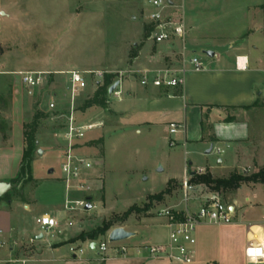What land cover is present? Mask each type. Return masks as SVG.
I'll list each match as a JSON object with an SVG mask.
<instances>
[{"label":"rangeland","instance_id":"obj_1","mask_svg":"<svg viewBox=\"0 0 264 264\" xmlns=\"http://www.w3.org/2000/svg\"><path fill=\"white\" fill-rule=\"evenodd\" d=\"M143 3L144 0H4L5 9L0 24V142L12 128L15 89L21 80L20 73H49L43 85L32 88L35 105L25 114V121H31L39 109L49 114L48 118L41 119L38 130L40 135L47 137L49 144L45 146L48 149L45 153L39 154L37 151L35 154L32 163L35 177L48 175L50 170H54V177L62 178L63 175L62 156L68 143L65 138L66 115L71 112V100L68 75L61 74L57 69L104 70L107 74L115 75V82L120 78L121 71L126 72L123 77L132 74L139 48L149 45L153 40ZM186 55L188 61L192 54L186 50ZM198 55L206 58L202 51ZM88 78V84L80 92L75 105L78 124L105 119L110 113L108 108L117 101L109 96L107 108L95 105L85 109V101L93 96L98 83L104 80H97L93 76ZM28 90L29 87L23 85L24 96H28ZM50 103H54L55 108H51ZM104 136L105 132L100 133L96 128L84 139L74 140L78 151L92 160L93 168H97L103 177L91 182L92 191L88 194L71 190V199L93 198L92 209L85 208L89 202L86 200L85 207L79 206L70 214L69 218L73 222L71 226L61 223L59 227L45 233L43 239L36 240L43 234L37 220L49 211L48 204H37L30 211L24 210L18 203L13 204L12 214L22 228L16 237L31 244L36 252L25 262L13 261L14 264H60L52 260L48 249L50 243L59 240L61 232H79L82 226L85 230L98 227L104 220L121 217L130 207L135 208L133 213L117 225L137 233L136 236L119 242H110L104 236L97 239L98 245L102 241L109 247L155 243L168 236L165 219L157 213L174 204L184 207L182 185L173 183L171 192L162 200H151L149 197L164 191L172 175L182 174L185 158L186 166L192 158L190 149L182 143L171 145L158 128L150 132L144 125H128L106 134L105 159L102 161ZM43 146L39 144L38 150L43 149ZM212 155L214 159L219 156L217 147ZM203 162L204 158L200 160L201 164ZM161 168L164 170L161 171ZM235 171L253 173L245 169ZM35 183L33 180L24 188L14 190L12 198L30 197ZM200 190L191 192L190 196L202 193ZM234 191L233 195L227 191L222 192L221 196L225 202L238 199V203L243 206L240 213L243 225L260 222L264 216V187L244 185L238 195ZM0 201L4 202V199L0 198ZM257 229L253 228L254 231ZM246 235L247 227L245 242ZM81 247L85 253L79 257L93 255L102 258L104 255L101 251L89 250L87 244ZM63 252L73 258L69 245L64 246ZM247 264L263 263L250 259Z\"/></svg>","mask_w":264,"mask_h":264},{"label":"crops","instance_id":"obj_2","mask_svg":"<svg viewBox=\"0 0 264 264\" xmlns=\"http://www.w3.org/2000/svg\"><path fill=\"white\" fill-rule=\"evenodd\" d=\"M179 4L187 25V50L192 57L197 56L201 60L204 68L196 70L190 59L187 61L186 51L184 55L179 40L162 43L151 40L149 45L141 46L132 74L123 77L120 83L122 97L116 98L113 107L108 108L110 113L105 119H99L98 123L102 125L97 129L100 133L105 132L104 155L101 160L105 159L106 134L128 125H144L150 132L158 128L169 143H182L185 148L190 149L192 158L188 165L186 166L185 158L182 174L172 175L169 181L175 180L182 185L184 174L197 168H205L208 172L217 174L216 177H226L239 169L255 172L264 167V0H181ZM143 5L146 17L149 8L145 6V0ZM4 9V0H0V24ZM146 21L149 24L147 19ZM149 26L151 27L150 24ZM179 47L181 50H178ZM199 51L206 58L199 56ZM205 51H212L214 55L209 56ZM165 69L174 70L183 77L184 84L170 88L141 84L145 72ZM70 70L75 68L57 69L58 72ZM23 85L20 80L15 89L12 128L6 135L7 138L2 137L0 142V181L13 179L18 174L23 159L25 114L35 105L33 89L29 87L28 96H24ZM258 100L260 103L256 105ZM173 123L180 125L177 133L170 132ZM38 138L39 144L44 145L41 150L45 153L48 150L45 146L49 144L47 137L38 134ZM212 145L213 151L216 147L221 150L215 159L213 151L207 154ZM203 158L205 162L201 164L200 160ZM53 172L54 170H50V174L41 177L33 175L36 183L30 197L0 201V264L25 262L36 253L31 244L16 237L22 228L12 214L14 203L22 205L26 211L37 204L46 203L49 211L43 216L52 214L65 226L72 222L69 216L73 211L65 207L66 200L71 198V191L67 190L62 178L53 176ZM99 172L95 167L90 171L91 182L103 177ZM244 185L255 187L260 184ZM244 185L235 190L237 195ZM195 191L197 189L193 192ZM201 194L197 192L194 195L196 204L200 202ZM227 203L235 205L237 209L235 222L200 225L196 231V258L192 264L249 262L246 251L248 224L243 225L240 221L243 206L238 203L237 198ZM172 207L179 210L185 208L178 204ZM94 228L85 230L82 226L79 232L74 233L60 231L62 235L59 240L49 245L52 260L60 264H170L166 259L149 258L144 249L149 244L167 242L168 236L155 243L114 245L101 255L102 258L93 255L88 258L79 257L85 253L81 247L83 244H87L89 250H98L96 246L92 248V243H97V240L79 239L83 232ZM41 235L43 239L44 234ZM101 237L104 236L99 238ZM65 245L81 248L83 253L75 255L71 252V258L63 252ZM122 246L128 247L125 253H117L113 249Z\"/></svg>","mask_w":264,"mask_h":264},{"label":"built area","instance_id":"obj_3","mask_svg":"<svg viewBox=\"0 0 264 264\" xmlns=\"http://www.w3.org/2000/svg\"><path fill=\"white\" fill-rule=\"evenodd\" d=\"M181 0H145V6L149 8L146 18L152 27L151 37L157 43L168 42L173 39L179 40L183 53L187 50V25L180 12ZM184 62L186 61L183 57ZM190 62L196 70L204 68L203 63L197 57H191ZM68 75L69 93L71 100V112L66 115L67 123L65 138L67 146L62 156L61 170L62 180L64 181L68 191L77 190L88 194L92 191L90 171L93 169L92 160L83 155L75 147L74 140L84 139L87 134L100 127L102 124L85 123L78 124L75 117V105L77 94L86 88L88 77L93 76L97 80H101L107 74L104 70H70L60 72ZM126 72L121 71L118 81H122ZM48 72L34 71L21 72V81L24 85L36 88L43 85L47 80ZM141 84L146 86L152 84L155 87H178L184 84V78L179 76L174 70L165 69L154 72H145L141 78ZM122 90L119 86L110 94L112 97L120 99ZM51 108H55L54 103H50ZM180 125L173 123L170 127L171 133H177ZM175 145L174 141L170 142ZM220 154L221 150H217ZM198 174L206 173L205 168H197ZM191 174L187 171L182 182L184 195V209L179 210L169 207L158 211V216L165 219L168 228V240L165 243L149 244L144 247L149 258L166 259L170 264H192L196 258V231L200 225H225L235 222L237 217V209L235 205L225 202L219 192L207 191L201 186L192 188L190 185ZM202 191L201 200L198 204L194 201L195 196H190L194 189ZM86 200H88L86 198ZM85 199L68 198L65 207L69 211H75L77 207H85ZM194 201V202H193ZM43 234L49 233L51 230L60 226V221L50 215H44L37 220ZM72 225V222H68ZM254 227H258L256 231ZM248 246L247 257L252 260L260 261L264 264V217L260 222L248 224ZM108 238V236H107ZM96 248L105 253L109 246L106 242L96 243ZM117 253H125L128 247L113 248ZM71 252L75 255L82 254L83 250L77 247H71Z\"/></svg>","mask_w":264,"mask_h":264},{"label":"trees","instance_id":"obj_4","mask_svg":"<svg viewBox=\"0 0 264 264\" xmlns=\"http://www.w3.org/2000/svg\"><path fill=\"white\" fill-rule=\"evenodd\" d=\"M152 31V27H151ZM115 75L107 74L104 76L103 83H98L97 91L93 94L92 97H89L83 107L85 109L91 108L95 105H98L102 108H107L108 97H109V89L114 84ZM258 100L255 104H259ZM49 117L43 109H39L36 111L33 119L31 121H24L23 124V134H24V154L22 163L19 169L18 174L10 179L9 182L12 183L13 188L11 191L6 193L2 199L12 200V194L14 190L18 188H24L26 184L30 183L34 180L33 178V170L32 163L35 160V154L38 151L39 147V138H38V130L40 128L41 119H46ZM4 139L7 136H3ZM191 179L190 185L192 188H196L201 186L203 189L207 191H215L222 192L230 191L231 193L234 190H238L244 184H260L264 187V167H261L257 171L248 174L241 173L239 171H233L226 177H214L210 172H206L204 174H198L195 171H190ZM175 180H170L166 189L158 194L150 195L151 200H162L164 196L171 192V185L176 183ZM88 200L92 201L93 198L91 196L87 197ZM150 207V204L148 205ZM134 207H130L121 217H115L113 219L104 220L102 224L95 229L83 232L79 239L85 241L87 239L97 240L100 236H106L109 231L114 229L115 227H119L117 225L118 222L126 221L129 216L133 213Z\"/></svg>","mask_w":264,"mask_h":264},{"label":"water","instance_id":"obj_5","mask_svg":"<svg viewBox=\"0 0 264 264\" xmlns=\"http://www.w3.org/2000/svg\"><path fill=\"white\" fill-rule=\"evenodd\" d=\"M205 53L209 56H213L214 53L212 51H205ZM120 81H116L109 89V94H112L113 91L119 86ZM213 151V145L207 150V154H210ZM39 154H42L43 151L41 149L38 150ZM219 162H221V160H219ZM161 170V169H160ZM13 188V185L11 182L9 181H0V198L3 197L6 193H8L9 191H11V189ZM88 204L86 205V209L90 210L92 209V203L90 200H88ZM135 233L134 232H130L128 230H126L124 227L119 226V227H115L114 229H112L111 231L108 232L107 236H108V240L110 242H119V241H123L126 239H129L130 237L134 236ZM43 237V235H40L38 237H36L37 239H41ZM96 246V242L94 241L92 243V248H95Z\"/></svg>","mask_w":264,"mask_h":264}]
</instances>
